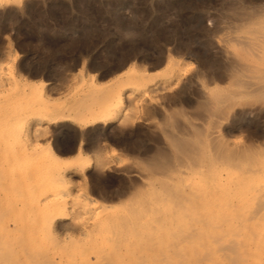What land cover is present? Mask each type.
I'll list each match as a JSON object with an SVG mask.
<instances>
[{"label": "rangeland", "instance_id": "rangeland-1", "mask_svg": "<svg viewBox=\"0 0 264 264\" xmlns=\"http://www.w3.org/2000/svg\"><path fill=\"white\" fill-rule=\"evenodd\" d=\"M3 2L4 4L0 6V229L2 231H0V258L5 261H0V264H103L105 257L99 250L89 253L95 246L105 250L109 247V250L118 248L124 250L123 255H115V264H224L227 263L228 256V252L224 250V244L229 239L235 238L238 233L244 236L256 233V229L262 231L264 217L252 219L250 216L252 222L246 212L242 215L240 213V216L222 213L221 208L215 204L217 202L209 203L210 201L204 196L196 199L197 204H189V202L182 204V207L188 210L185 213L179 209L180 205L172 203L167 196L157 198L155 191L162 190L167 177L179 180L183 172L190 171L191 176H196L199 170V167L189 165L190 168H188L187 165V167L179 165L180 168L177 166L176 169L184 170L183 172L175 169L174 172L178 173H163L160 174L161 177L159 174L153 172L150 174L147 171L145 176L146 171L143 172V168L141 170L138 166L143 158L147 161L153 155H151L152 152L144 151L147 148H157L171 153L162 131L161 113H153L157 115L155 118L158 120L154 122V119V121L146 119V111L142 110V116H145L139 120L137 116H140L138 114L141 108L133 102H126L122 113L128 116V122H135L134 126L125 130L126 132L118 125L101 127V129L92 127L81 131L71 124L61 123L50 126L48 133L40 138H36L32 135L33 133L30 135L25 133L23 126L25 120L22 113L29 105L33 106V111L37 113L43 108V101L39 95H35L32 101L25 96L23 87L28 81L34 83L36 87H40V81L50 83L48 91H52L51 97L59 100L60 106L63 105L61 109H66L73 102L72 96L75 97L77 91L80 93L86 88L81 86L83 79L89 81L90 76L98 75L99 83L106 84L111 77H115L129 65L136 63L150 77L149 86L156 87L163 81L167 62L173 58L176 62L182 63L179 65L183 67L187 77L202 71L199 74L204 76H200L199 80L202 81H199V84L203 86L194 85L186 91L181 87L177 88L176 92L170 95L181 94V101L171 102L167 107L179 111L182 109L181 113L184 114L182 119L180 117L178 119L184 123L188 118L203 131L208 129L211 131L216 123H222L225 128H229L236 112H243L241 108L231 111L230 115L223 118L213 116L209 119L205 116L207 113H201L196 104L200 103L202 91L208 87L213 88L214 84L215 87L220 85L219 87L224 89L231 87L232 82L229 74L226 73L227 70L223 72L226 63L220 46L225 43L227 45L231 39L234 40H231L234 44L240 37L241 39L249 37L247 22L248 24L253 22L250 25L252 27L256 21L258 24L260 21V23L264 22V16L258 14L260 12L264 15V0H24L13 5L6 4L5 0ZM250 8L253 14L256 13L262 18L254 14L252 21L247 20L246 13L252 14V12L248 13ZM234 9L237 11L236 16L233 15L236 12ZM242 19L243 21L246 19V22H242ZM255 19L258 20L255 21ZM237 24L238 27H236ZM233 44L229 47H233ZM210 63L213 66H210ZM211 67L218 69L211 70ZM207 68H210V72ZM68 77H71L73 82ZM65 78L72 84L64 80ZM75 88L80 90H74ZM193 110L196 111L195 114ZM5 111L17 112L18 116L12 117L11 120H4L1 115L6 113ZM200 113L203 115L201 116ZM41 114L44 115L43 112ZM199 115L200 117L197 118ZM183 117L186 119L184 120ZM242 117L251 124L245 122L241 127L230 130L231 132L226 130L224 132L226 139L232 144L237 142L262 146L264 138H257L255 133L259 130V126L264 125V109L247 112ZM238 118L241 120L240 117ZM143 120L146 122L144 123ZM6 122H11V127L6 125ZM159 127L161 128L158 129ZM20 128L24 129V132ZM155 130L157 133L152 132ZM101 135H105L109 140ZM99 136L101 141L97 139ZM82 137L85 139L84 150L88 156L95 158V151H99L100 155L101 153L108 155L107 159H115V164L107 170L94 166L85 175L69 174L65 176V182L60 181L63 177L61 175L63 166L66 167L70 159L77 154ZM49 143H54L53 145L57 147L56 151L63 160H57L59 161L57 163L51 155L44 160ZM33 144H38L40 147L37 145L39 147L37 148ZM206 146L208 149L204 147V151L210 150L208 152L210 153L212 149ZM42 148L44 154L41 152ZM141 149L146 155L144 152L141 155ZM42 154L43 156H40ZM136 154L143 158L139 159ZM136 157L140 162L138 160L136 162ZM55 162L57 164H53ZM132 164L139 168L136 169ZM46 165L52 167L48 168ZM125 169L127 171H124ZM55 170L59 171L56 172L57 177ZM48 172L50 175H47ZM150 175L152 179L155 177V181L147 179ZM181 187L179 185L176 189L179 190ZM133 191L144 193L130 201L133 204L130 205L129 199L126 203L127 196L134 193ZM52 195H58V197ZM126 204L129 206L127 207ZM138 205L141 208L137 207ZM66 208L69 212L72 210L70 220L67 222L73 224L77 220L75 223L80 222V225L84 226L82 230L72 228L74 231L70 229L68 232V228L65 232L66 228L61 230L58 224L51 229L50 220L57 213H63ZM159 212L161 219L157 218ZM135 214L143 227L145 225L147 229L146 231L142 228L143 232L150 231L148 234L142 233L141 230L137 236L128 233L120 238L113 236L110 230L102 227L108 222L109 217L136 216ZM247 216L252 225L257 223L255 226L257 228H253L254 225L248 228ZM96 223L99 224V230H95ZM240 223L241 226L238 225ZM223 225H226V228ZM223 228L228 231L225 232ZM249 229L253 232H248ZM185 234L192 236L186 237ZM174 248L181 251L182 257L171 252ZM127 250H137V253H128ZM160 251H163L162 254Z\"/></svg>", "mask_w": 264, "mask_h": 264}, {"label": "bare ground", "instance_id": "bare-ground-1", "mask_svg": "<svg viewBox=\"0 0 264 264\" xmlns=\"http://www.w3.org/2000/svg\"><path fill=\"white\" fill-rule=\"evenodd\" d=\"M18 1L23 2L24 0H5L6 4H8V5H13ZM0 2H2V3H0V6H2L4 4L3 0H1ZM244 6L246 8V5H244ZM237 10H238V8H237ZM250 10H251V8H250ZM250 10L248 11V13L252 12V14L246 13V16H245L246 19L248 18L247 20L253 19L255 16L254 14H256V13L253 14V11L252 10L250 11ZM262 10H261V12H263ZM232 11H231V13H232ZM239 11H241V10H239ZM255 12H257V10H255ZM236 13H237V11L235 13H233V15H235ZM243 13L245 15V11ZM238 14H239V12H238ZM258 14H261V16H264L263 13L259 12ZM258 14H256V15L258 16ZM240 16L243 17L242 15H240ZM240 16H239V18H240ZM261 16H258V17H261ZM243 19H242V22H246V19L244 21H243ZM239 20H241V19H239ZM256 20H258V19H255V21ZM256 22L253 25V27L250 26L251 24H253V22L252 23L250 22L249 24L247 22V24H246V25H249L251 27V29L249 28V26L247 28L250 31L249 37H244L245 39H243V37L241 39V37H240L239 40L236 39L237 42H235L234 44L232 43V41H234V40H232L231 38L230 39L232 41L230 40L227 42L225 40L228 43L227 45H225L226 43L222 44V41H221L222 46H220V47H222L221 50H222V54L224 57L223 59L225 60L224 62L226 63V66L224 63H222V64H224V67H226V68L225 69L223 68L224 71H223V69H221V70L223 72H225V70H227L226 73L229 74L230 80L232 82L231 87L228 89H224V88H220L219 87L220 85L215 87V84H214V86L212 85L213 88L208 87L206 90L204 89L205 91L204 90L202 91V89H199L202 91V94L200 93L201 98H199L200 103L199 104L195 103L196 105H198V108L200 109L201 113H204V114H205V112L207 113V114H205V116L206 117L208 116V118L209 117L213 118V116H219V118H223L226 115H230L231 111L234 112L237 108H241L242 109L241 111H243V112H241V113L236 112L235 116L231 120V125L229 128L228 127L225 128L222 123H216L215 122L216 124L214 125V128L211 127L212 128L211 131H209V129L207 131H205V130L203 131V129L201 130L199 128V126H196L192 122H190V120L188 118L187 119L184 118L187 116L183 117L184 120L186 119V121L184 123L178 119V117H180L182 119V115L184 114V113H181L182 109L179 111L177 109L175 110V109H172L170 107L169 108L167 107L169 103H171V102L172 103H174V102L178 103L177 101L180 100L181 94L179 95V93H178L177 95H172L173 92H176L175 90L177 88L181 87V89L186 91V90H188L187 88H190V87L192 88V87H194V85L199 86L200 85L199 79L201 78L200 76H202V77L204 76V75L199 74L200 72H202V71H199V73L197 72L198 74L195 73L194 75L187 77L184 70L182 69L183 67L181 68L179 65L180 62H176V60H174L173 58H170L169 62H167L168 63L167 64V70L165 72L163 81L160 85H158L156 87L149 86L148 82L150 80V77L146 74V71H144L140 66H138L136 63H134V64L129 65V67H127V69H125L121 73L117 74L116 76L114 75L115 77H113V78L111 77L110 81L107 82L106 84H103L104 82L102 83L101 81H100L101 83H99V80H100L99 77L100 76H98V75L90 76L89 78H91V79L89 81H86L85 79H83V82H82L83 85H81V86H85L86 88L84 90L82 89L83 91H81L80 93H79V91H77L78 93L76 95L72 92L75 95V97L72 96L74 98L73 102L66 109H61L60 107L61 106L63 107V105L60 106L59 100L57 98L54 99L51 97L50 94L52 93V91L51 92L48 91L49 87H50V83L45 82V81H40V87H36L34 85V83H30L28 81L23 87V92H24L25 96L28 99H31L30 101H32L33 100L32 98H34L35 95H39L43 101V108L41 111H39V113L34 112L33 106H30V105L27 106V108L25 110H23L22 116L25 120V123L23 122L24 129L26 130L25 133L27 132L28 135L33 133L32 135H35L36 138H40L43 136V134L46 135V133H48V130H50V126L61 124V123L71 124L81 131H84V130H86L88 128H92V127H96V128L100 127V129H101V127L105 128V127H108L110 125H118L122 130L125 131V130L129 129L130 127L134 126L135 122L130 123L127 121V120H129L128 116L123 115V113H122L123 112V105L126 102H130V103L133 102V103L137 104L138 107L141 108L140 113L138 114L140 116H137L139 118V120L143 119L144 116L146 115L147 116L146 119H148L149 121L155 120L154 122H158V120L156 119L157 115H154L153 113H161L162 114L163 118L160 116L162 118V121L160 120L161 121V127H162L163 134L165 136V139L167 141L169 150L171 151V153H167V152L161 151L157 148H147V150H144V151L145 152L147 151L149 153L152 152L151 155L153 154L151 156V158L148 159L147 161L144 160L143 157H139L136 154L139 159L143 158V160H141V162L143 161V163H141L139 161V159H137V157H136V162L138 160V162H140V163H138V166L141 168V170L143 168V170H144L143 172L146 171L144 173L145 176H146L147 171H149L150 174H152V172H153L154 174L156 173L159 175L163 174V173L174 172L175 169L177 168V166L180 168L179 165H182V166H186V165L189 166L190 165L192 167H199V170H198V173L196 176L195 175L191 176L189 174L190 171L189 172H183L184 170L182 171L180 169H176V171H180V172L182 171L183 175L181 173L182 176H180L181 178H179V180H176V179L174 180V179L167 177L164 180L165 184L163 185L162 190H156L155 191L157 198L158 197L161 198V196H164V195L167 196L168 198L171 199L172 203L180 205L179 209L182 210L183 213H185L188 210H187V208L182 207V204H185L186 202H189V204L190 203H192V204L196 203L197 204L198 201H196V199L204 196L208 201H210L209 203H211L212 201L217 202L215 204L219 208H221L222 211L221 210L220 211L222 213L224 212V213H230V214H234V215L237 214L238 216H240L239 215L240 213L242 215V213L246 212V214H249L248 216H249L250 221H252L253 218L254 219L257 217L262 218V217H264V144L262 146H257V145L247 144V143L238 144L237 142L232 144V142L230 143V141L228 139H226L227 136L224 135V132L226 130H229V132H231L233 129L241 127L242 124H244L245 122L247 123L248 120H245L244 117H242L245 114H247V112H250V111L254 112V110L257 111V109H261V110L264 109V22L260 23L261 22L260 21L259 24H258V21H256ZM238 23H239V21H238ZM238 26L239 25L237 24L236 27H238ZM232 37L235 38L234 36H232ZM236 37H238V36H236ZM221 44H219V45H221ZM231 44H233L232 45L233 47H231V46L229 47V45H231ZM220 57L222 58V56H220ZM180 64H182V63H180ZM211 64L212 63H210V66H213V64L212 65ZM215 65H217V64H215ZM221 65H219V67ZM221 67H223V66H221ZM215 68L211 67V70L215 69ZM216 69H218V68H216ZM204 70H205V68L203 69V72H204ZM222 71L220 73H222ZM208 72H210V70ZM212 72H211V74H212ZM218 72H219V70H218ZM66 78L64 80L67 81L68 79H66ZM68 78L70 79L71 77H68ZM216 78H218V77H216ZM70 80L72 81V78ZM68 82H70V81L68 80ZM63 83L65 84V82H63ZM59 86H61V85H59ZM200 86H203V84H201ZM204 87H206V86H204ZM223 87H224V85H223ZM61 89H63V88H61ZM66 89H65V92H66ZM77 89L78 88H75L74 90H77ZM78 90H80V89H78ZM183 90L181 92H183ZM68 91H70V89ZM68 93H70V92H68ZM170 93H172V94L170 95ZM53 94H54V92H53ZM174 94H176V93H174ZM189 94H190V92H189ZM191 94H193V93H191ZM199 97H200V95H199ZM28 99H26L27 103H28ZM175 107H176V105H175ZM196 109H197V107H196ZM199 109H197L198 110L197 112H199ZM142 110L146 111L145 115L143 114L144 116H142ZM193 111H195V110H193ZM5 112L6 113H3L4 115L3 114L1 115V117L4 120H11L12 117L18 116L17 112H11V111H5ZM41 112H43L44 115L41 114ZM193 113L195 114L196 111ZM201 113H200V115H201ZM200 115L197 116V118L200 117ZM155 116H156V118H155ZM238 117H240L241 120H239ZM192 121H194V120H192ZM143 122H144V120H143ZM207 122H208V120H207ZM6 123H7L6 125H8V126L12 125L11 122H6ZM248 123H250V122H248ZM199 124H201V123H199ZM143 125H145V124H143ZM20 127L22 128V125H20ZM161 127H159L158 129H160ZM96 128H95V130H96ZM151 129L153 130V128H151ZM258 129L259 130L255 133V136H257V138H264V125L259 126ZM23 130L21 129L22 132H24ZM247 130H249V128H247ZM115 131H117V129ZM130 131H132V130H130ZM104 132H105V130H104ZM106 132H108V131H106ZM152 132L154 133V132H156V130L152 131ZM86 133H88V132H86ZM159 133H160V131H159ZM126 134H124V135L126 136ZM227 134H228V132H227ZM22 135H24V134H22ZM101 136H103V135H101ZM108 136H109V134H108ZM113 136H114V134H113ZM140 136H141V134H140ZM144 136H142V137H144ZM83 137H84V135H83ZM83 137L80 140V145L78 147V151H77V154L75 155V157L73 159H70V161L66 167L63 166L64 168L63 169L61 168L62 169L61 175H63V177L61 179H60V177L58 178V179H60V181L62 180L65 182V180H66L65 176H67L69 174L74 175V176L75 175H85L94 166H96L97 168H100V169H106L107 170V169H111L110 167L112 166V164H115L114 163L115 159L114 160L112 158L107 159L106 156H108V155L101 153L103 155L102 156V155H100L99 151H97V152L95 151V153H96L95 158H93L92 156H88L84 150V146H85L84 140L85 139ZM110 137L112 138V135ZM134 137H135V135H134ZM104 138H106V136ZM147 138H149V137H147ZM30 139L31 138H29V140ZM95 139H96V137H95ZM95 139H94V141H95ZM97 139H98V141H101L100 136ZM106 139L109 140V138H106ZM103 140L106 141L105 139H103ZM32 142H33V140H32ZM38 142H40V141H38ZM121 142H122V140H121ZM53 144L49 143L48 147L46 148L47 151H45V152L47 153L48 156L45 154L46 156H45L44 160L47 157H50V155L55 158L56 162H57V160H63L61 155H59L58 152L56 151L57 147H55ZM33 145H35V144H33ZM37 145H35V147L39 148L40 146L38 145L39 146L38 147ZM206 145H208L209 148L212 149L210 153H208L210 150L208 152L206 151L207 153L204 151V147ZM144 148H145V146H144ZM158 148H159V146H158ZM206 149H208V148H206ZM141 150H142V152H140ZM141 150L139 152L142 155V153L144 151H143V149H141ZM43 151H44V149L41 150L42 153H43ZM133 151H134V149H133ZM137 152H138V150H137ZM145 152H144V154L146 155ZM134 153H136V152H134ZM43 154L40 156H43ZM144 154H143V156H144ZM147 155H149V154H147ZM44 160H43V162H46ZM41 161H42V159H41ZM52 161H54V160H52ZM52 161H51V163H52ZM144 161H146V162H144ZM56 162L53 164H57L59 161L57 163ZM48 163H49V161H48ZM132 165H134V164H132ZM50 166H47V167L49 168ZM190 166L188 168H190ZM54 167L55 166L53 165V168ZM133 167H135V165ZM139 167H137V168H139ZM106 170H104V171H106ZM48 171H50V170H48ZM124 171H127V170L125 169ZM52 172H54V170ZM56 172H57V170H55V175H56ZM139 172H141V171H139ZM174 173L176 174L178 172H174ZM48 174H49V172L47 173V175ZM140 174H142V173H140ZM151 176L152 175H150V178L148 177L147 179H149V181H155L154 180L155 175L153 176L154 177L153 179ZM160 176H159V179H161V177H162V176L161 177ZM56 177H57V175H56ZM48 180L50 181V179H48ZM52 180H54V179H52ZM151 184L153 186L152 182H151ZM179 185H181L182 187H181V189L177 190L176 187L178 186V188H179ZM158 189H160V188H158ZM121 192L122 191H120V193ZM143 193H144L143 191H137V192L132 193L131 195L129 194V197L127 196V202L126 201H124V202L128 203V199H129V204L131 205L132 203H130V201L132 202L133 200H135V198H138V196L143 195ZM58 195H61V194L58 193ZM58 195H54V196L52 195V196L58 197ZM47 200H49V199H47ZM208 201H206V202H208ZM162 204H164V203H162ZM127 205L128 204H126V206ZM135 205H137V203ZM93 206L95 207L96 205L94 204ZM139 206L140 205H138L137 207H139ZM139 208H141V207H139ZM62 209H64V208L62 207ZM52 210H53V208H52ZM115 211H116V209H115ZM121 211H124V210H121ZM142 211H140V212H142ZM203 211H205V210H203ZM70 212L66 208L63 213H60V212L57 213L50 220L51 229H52V226L56 227L55 225L58 224V227L60 225V227L62 228L61 230H63V228H66L65 232H67L68 228H69L68 232L70 231V229L72 230V228L73 229L75 228L77 230L78 229L82 230V228H84V226H81L80 222H79V224L75 223V221L77 222V220L74 221L75 224L74 223L72 224L71 222L70 223L67 222V220H70ZM134 212H136V211H134ZM143 214H144V212H143ZM160 214L161 213L159 212L157 215L158 219L162 218V216ZM215 215H216V213H215ZM228 216L229 215H227V217ZM248 216H247V221H248L247 226H248V228H250L252 224L249 221ZM250 216L252 219L250 218ZM242 218H243V216H242ZM242 218H239V219H242ZM243 221L245 222L244 219H243ZM258 222H261V221L259 220ZM83 223H85V222H83ZM142 223H145V222L142 221ZM170 223H173V222H170ZM241 223H243V222H241ZM241 223L238 225L241 226ZM99 224H97V223L95 224V230L98 229ZM256 224L254 223L253 224L254 226L252 225L253 228H257V227H255V226H257ZM213 225H215V224H213ZM260 225H262V224L260 223ZM92 226H93V224H92ZM225 226L226 225H223V227H225ZM102 227L103 228L105 227L107 230H110L111 234L113 236L122 238V236L124 237L128 233H130L134 236L139 235V232L142 230V228H145V225L143 227V225L139 222L137 215L136 216L123 215V216H118V217H109L108 222L105 225L103 224ZM147 228H148V226H147ZM225 228H223L224 231L225 232L228 231V230H225ZM53 230H54V228H53ZM77 230H75V231H77ZM81 230H79V231H81ZM145 230L147 231L146 228H145ZM0 231H1V229H0ZM72 231H74V230H72ZM244 231L245 230H243V233L246 234ZM249 231H250V229L248 230V232ZM256 231H257L256 233H253V234L249 233L250 235L246 234L244 236H243V234L238 233L235 235V238H233L231 240L229 239V241L224 244V250H226L228 252V256L226 258L227 263H224V264H264V226L262 227V231L259 230L260 231L259 232L257 229H256ZM250 232H253V231L251 230ZM84 233H86V232H84ZM142 233H144L143 230H142ZM146 233L147 232H145L144 234H146ZM3 234H5V233H3ZM90 235H91V233H90ZM96 235H98V234L96 233ZM101 235H103V234H101ZM185 236L189 237L192 235L191 234H185ZM219 237H221V236H219ZM94 239H95V236H94ZM220 239H222V238H220ZM123 240H125V238H123ZM216 240L214 242H216ZM125 241H123V243ZM222 241H224V239H222ZM98 243H100V242H98ZM119 243H120V241H119ZM121 243H122V239H121ZM101 244H102V242H101ZM93 246H95V245H93ZM100 246H102V245H100ZM135 246H137V245H135ZM109 248H108V250H105V249H98L95 246V248H92L89 253H94L95 251L99 250L105 257L103 264H115V259H116L115 255L116 254L123 255L124 250H121L120 248L109 250ZM222 249H223V247H222ZM127 252L128 253H130V252L137 253V250H127ZM162 252L163 251H160L161 254H162ZM171 252L175 255L181 256V251L178 250L177 248H174L173 250H171ZM218 253H220V252H218ZM191 254H193V253H191ZM209 254H211V253H209ZM87 257H88V255H87ZM196 258H198V257H196ZM181 260L183 261V258ZM198 260H199V258H198ZM208 260L210 261V259H208ZM218 260H219V258H218ZM0 261H5V259L0 258ZM77 261H79V260H77ZM200 261H202V260H200ZM42 264H44V263H42Z\"/></svg>", "mask_w": 264, "mask_h": 264}]
</instances>
